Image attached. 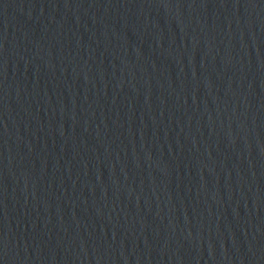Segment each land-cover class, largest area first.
I'll return each instance as SVG.
<instances>
[{
    "label": "water",
    "instance_id": "95a60500",
    "mask_svg": "<svg viewBox=\"0 0 264 264\" xmlns=\"http://www.w3.org/2000/svg\"><path fill=\"white\" fill-rule=\"evenodd\" d=\"M0 264H264V0H0Z\"/></svg>",
    "mask_w": 264,
    "mask_h": 264
}]
</instances>
